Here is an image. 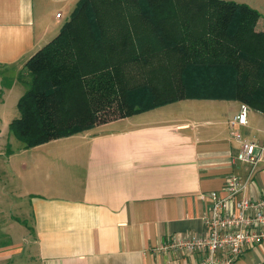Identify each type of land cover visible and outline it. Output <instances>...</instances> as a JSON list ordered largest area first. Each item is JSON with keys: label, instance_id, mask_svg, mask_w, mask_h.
I'll list each match as a JSON object with an SVG mask.
<instances>
[{"label": "crops", "instance_id": "crops-1", "mask_svg": "<svg viewBox=\"0 0 264 264\" xmlns=\"http://www.w3.org/2000/svg\"><path fill=\"white\" fill-rule=\"evenodd\" d=\"M66 1L0 0V171L4 186L28 200L23 243L13 239L12 221L0 225V264H195L204 252L178 256L164 246L207 234L211 200L202 194L224 195L228 174L252 179L248 196L260 197L264 112L194 83L185 97L31 147L11 146L15 117L8 111L25 90L20 73L78 0L63 21ZM247 5L260 13L255 29L263 30L264 3ZM242 103L247 123L232 130ZM248 140L262 147L254 169L236 159ZM234 264H264V242L246 245Z\"/></svg>", "mask_w": 264, "mask_h": 264}, {"label": "trees", "instance_id": "trees-1", "mask_svg": "<svg viewBox=\"0 0 264 264\" xmlns=\"http://www.w3.org/2000/svg\"><path fill=\"white\" fill-rule=\"evenodd\" d=\"M259 17L227 0H78L57 35L25 62L9 131L27 148L185 97L193 67L233 68L230 86L218 72L196 84L264 112ZM242 65L250 74H239ZM144 88L147 95L134 96Z\"/></svg>", "mask_w": 264, "mask_h": 264}, {"label": "built area", "instance_id": "built-area-1", "mask_svg": "<svg viewBox=\"0 0 264 264\" xmlns=\"http://www.w3.org/2000/svg\"><path fill=\"white\" fill-rule=\"evenodd\" d=\"M59 15V14H58ZM248 106L240 105L230 121L235 130L247 123ZM236 137L239 134L234 132ZM262 147L254 141H242L236 159L248 163L254 169L260 160ZM252 179H242L230 173L223 187L224 195L217 192L202 194L211 200L210 218L206 219L204 236H179L164 246L180 256L182 252H204L195 264H234L243 248L249 244L264 242V190L260 197L248 196Z\"/></svg>", "mask_w": 264, "mask_h": 264}, {"label": "rangeland", "instance_id": "rangeland-1", "mask_svg": "<svg viewBox=\"0 0 264 264\" xmlns=\"http://www.w3.org/2000/svg\"><path fill=\"white\" fill-rule=\"evenodd\" d=\"M75 1L77 0H69L66 1L64 4L61 5L60 7V11L63 12V21H65V18L67 17V15L69 14V12L72 10V8L74 7L73 5L75 4ZM234 1H238V2H243V3H252L254 5H258L260 6V2H261V6L264 3L263 0H234ZM255 8V7H254ZM255 28H256V24H255ZM264 28V26L262 27ZM256 31H263L262 29H255ZM246 67V65H242V68L239 72V74H250V73H243L244 68ZM22 73L20 74H25V68H22ZM219 73L223 78H229L228 81L225 80L223 82V84L226 86H230L232 84V74H235L233 68L231 67H224V68H220V69H211L208 67H201V68H195L193 67V69H189L187 71V78L189 80V82L194 85V83L196 84V82H199L201 80H204L206 78V76H211L213 73ZM242 72V73H241ZM26 76V75H25ZM27 79V77H26ZM215 88H218L219 86H214ZM141 90V91H140ZM137 92H135L134 96L135 97H139L140 96V92L143 94H147L146 89H139L137 90ZM146 96V95H145ZM133 100H138V98ZM9 111H8V115H11V117H16L18 116V109H17V105L15 103L13 104H9ZM11 118V119H12ZM20 141L18 139H16L14 136L11 137V146H16V143H19ZM9 145H5L4 149L8 148ZM1 164H3L1 162ZM1 170V169H0ZM0 225L9 223V222H13V231L15 233L13 237L14 240H19L21 243H23L24 238L23 236H19L20 233L25 232L23 234L26 235V223H25V218H26V211H27V206H28V200L25 197H19L18 194L16 193V191L10 187H5L4 184L2 183V173L0 171ZM10 188V189H9ZM14 219V220H13ZM27 237V236H24Z\"/></svg>", "mask_w": 264, "mask_h": 264}]
</instances>
